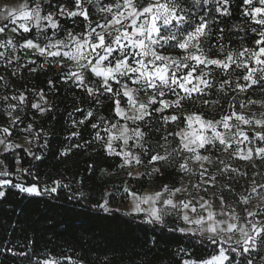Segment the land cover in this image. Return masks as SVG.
Here are the masks:
<instances>
[{
  "label": "snow or ice",
  "instance_id": "1",
  "mask_svg": "<svg viewBox=\"0 0 264 264\" xmlns=\"http://www.w3.org/2000/svg\"><path fill=\"white\" fill-rule=\"evenodd\" d=\"M92 2L93 0H87L89 4ZM95 2L99 5L97 12L101 14V20L97 21L90 19L91 10L85 7V0H74L75 10L57 5L61 16L83 17L89 22L82 36L69 32L67 43L59 39L53 41L52 37L46 35V29L56 30L59 23L54 19L52 12L41 14V0H36L34 4L30 3V0H24L19 5L0 7V20L7 22L0 26V34L6 30L14 34L29 33L35 28L37 32L45 33L44 38L49 41L41 47L38 41L25 38L17 45L13 37H8L0 41V47L15 49L19 46L40 56L58 58L55 63L59 64L65 83H74L85 89L89 96L108 94L113 97V118L118 119L105 129L107 141L104 150L108 155L120 158L121 168H132L144 163L140 154L131 151L129 141H132L131 147L140 149L142 154L147 156V163L153 165L147 173L148 176L155 173L163 175L162 167L158 165L169 164L176 165L183 178L189 173L195 174L190 168V162L198 164L200 181L191 187L199 192L201 185L215 186L216 183V175L209 174V170L205 168L206 163L212 164L213 161L209 155H203L202 151L218 147L233 159L253 162L252 167H257L255 160L264 161V97H248L241 100L237 110L236 97L233 96L228 102L229 110L222 113L219 119H207L202 113L196 112L183 114L182 118L175 113L165 114L169 109L182 108L185 101L199 100L202 105L219 104L220 101L210 102L202 99L213 87L210 79L213 68L225 74L218 88L225 96L232 85L227 74L233 70V66L241 70L239 79L244 83L237 82L235 87H231V91L246 94L258 84L264 91V0H258V6L254 0H242L246 6L243 15L258 26L252 29L259 37L254 40L255 46H244L237 51L225 52V45L221 43L215 57L209 55L211 46L205 47V40L210 35L207 19L201 16L199 21L194 23L195 14L186 0L183 4L181 0H115L104 4H101L100 0ZM227 2L228 0H224L225 4ZM203 4L207 5L208 0H203ZM216 11L223 15L228 14V9L220 6ZM220 31L223 32V29ZM167 48L178 49L179 54L164 55L159 50ZM116 53L118 55L114 56ZM3 56L4 53L0 52V57ZM67 61L73 66L63 71ZM89 74L98 78V87L93 88L87 84L86 78ZM141 93L147 96L146 100L139 99ZM168 93L173 94L175 99H166ZM7 99L8 97H5V100ZM11 99L18 100L21 104L25 102L23 94L18 97L13 95ZM125 102L127 107L122 106ZM31 106L41 112L45 111L39 104ZM8 108L10 111L7 115L15 124L19 120L18 116H13L17 106L8 105ZM154 114L165 125H184L179 127L178 131L168 133L178 138L176 147L169 148L167 136L162 137L163 144L159 140L156 141V148L149 145L151 137L142 129V124L148 123ZM91 116L92 113L88 112L87 117ZM129 122L135 127H130ZM80 123L83 124L84 121L81 120ZM92 127L95 129L98 125L93 123ZM220 128L224 131H220ZM245 129H250L251 134ZM27 130H31L30 125ZM0 132L6 136L11 135L8 127L0 128ZM75 135L77 133H73V136ZM96 139H101L99 133ZM115 141L121 142L119 151L114 147ZM0 144H5V140L0 139ZM11 147L10 144L6 145V150ZM160 149H163V153ZM61 155L66 156L68 153L62 152ZM35 158L40 159L38 156ZM219 163L223 167L218 171L227 174L229 178L239 172L223 160ZM17 172L29 174L26 169L18 168ZM13 175L6 169L0 171V197L5 195L2 190L5 187L15 188L28 195L43 194L35 184L25 186L20 183L19 176L16 177L17 182L7 178ZM142 175L144 174L139 172L135 175L132 171L128 172V176L133 179H139ZM53 184V187L45 188L43 192L56 193L60 181H53ZM222 189L233 193V189L228 185H223ZM203 190L207 192L208 189L205 187ZM123 192L131 200L127 215L143 214L145 223L163 227L166 225L165 218L175 214L177 223L182 221V226L169 227L168 231L199 236L201 239L198 243L215 246V253L210 257L184 260L183 264H233V260H236L237 264H264V182L258 183L255 174L248 195L239 196L234 203L228 201L224 195L219 196V212L204 196L195 199V202L193 199H175L178 193L188 192V187L164 184L161 190L144 195H138L124 187ZM108 195L102 198V203L94 207L105 213L110 212ZM254 197L257 198V205L249 210L247 205ZM238 204L244 206L243 215L237 211ZM237 233L239 238L234 239ZM7 251L11 253L12 249ZM230 253L235 255L230 256ZM252 253L259 256V262ZM39 264L58 262L44 259Z\"/></svg>",
  "mask_w": 264,
  "mask_h": 264
},
{
  "label": "trees",
  "instance_id": "2",
  "mask_svg": "<svg viewBox=\"0 0 264 264\" xmlns=\"http://www.w3.org/2000/svg\"><path fill=\"white\" fill-rule=\"evenodd\" d=\"M212 1L208 0V4ZM186 2L195 14L193 22H198L201 16L208 21L210 35L206 47L211 46L209 55L213 57L218 55L221 43L225 48L241 49L252 47L254 40L259 38L252 31L258 26L243 15L242 0H228L227 15L210 10V5L203 4V0ZM219 3H224V0H219ZM23 38L32 39L33 30L23 33ZM33 61L35 63L24 61L21 62L24 65L19 64L21 76L26 79L30 90L26 92L48 91L50 81L54 92L45 114L38 120L34 117L29 119L37 145L31 152L18 149L17 159L22 169L29 172L24 175L26 184L44 179L52 187L53 181H60V186L56 193L45 192L42 195L20 194L12 187L3 189L5 195L0 197V264H35L28 254L21 255L14 249V230L28 233L33 244L61 242L74 251L112 256L110 264H183V253H189L193 260L213 255L215 246L198 243L201 237L168 231L169 227L182 226V221L177 223L173 218L162 227L145 223L143 214L127 215L115 209L117 195L122 191L125 180V187L140 194L146 189L159 191L164 184L175 185L179 181V173L166 168L165 164L159 165L163 175L156 176L157 183L153 187H149L146 173L139 179L123 178L120 158L108 155L103 144L96 139L100 129L117 121L113 118V99L103 97L98 102L90 99L85 89L65 83L59 74L50 69L39 70L42 57ZM3 68L0 66V73ZM219 104V112L212 118L219 119L224 113L225 101ZM187 109L193 110L190 105ZM194 111L201 112L197 107ZM88 112L92 113L91 117H87ZM206 118L212 119L210 116ZM93 123L98 127L94 129ZM75 125L78 126L77 135L73 136ZM62 152L68 155L62 156ZM37 156L40 159H36ZM14 165L13 159L6 170L14 174L7 178L16 182V177L21 174L15 172ZM106 194H109L108 213L94 207L103 202ZM122 195L119 202L123 201ZM235 261L233 264H237Z\"/></svg>",
  "mask_w": 264,
  "mask_h": 264
},
{
  "label": "rangeland",
  "instance_id": "3",
  "mask_svg": "<svg viewBox=\"0 0 264 264\" xmlns=\"http://www.w3.org/2000/svg\"><path fill=\"white\" fill-rule=\"evenodd\" d=\"M24 0H0V7H3L5 5L13 6V5H19L23 3ZM36 0H30V3L34 4ZM108 2H115V0H100L101 4L108 3ZM42 3V15H47L49 12H52L54 15V19L59 23V28L56 30H52L50 28L46 29V35L49 37H52L53 41L59 39L64 40L66 43L68 42L67 36L68 33L71 32L74 35H80L82 36L88 25V21H85L83 17H69L67 20V16H61L59 14V10L57 8V5H63L71 10H75L74 0H41ZM182 3V0H181ZM254 3L258 6V0H254ZM207 5H210L209 9L214 10L216 13V8L218 6L226 8L225 3H219L216 0H213L212 3H209ZM97 3L95 0H93L92 3H87V0H85V7L90 9V19L92 21L101 20V14L97 12ZM244 5V10H245ZM65 21L63 22V20ZM252 22V21H251ZM4 23H7L6 21L0 20V26H2ZM195 23V22H194ZM11 27V25H10ZM33 30V40H36L39 42L40 46L43 47L45 44H47L49 41L44 38L45 33H39L35 28ZM8 37H13L14 40L17 42V45L23 42V33L20 34H14L10 30H6L5 33L0 34V41L6 40ZM208 42V37L205 40V47ZM71 47V45H69ZM253 45L252 47H254ZM216 47V46H213ZM207 48V47H206ZM67 50V49H65ZM162 54L164 55H170V56H177L179 54L178 49L173 48H167V49H159ZM233 50L237 51L240 49H232V48H225V52ZM0 52L4 53L3 57H0V66L3 68L2 73H0V128L2 127H8L11 135H5L4 133L0 132V139L5 140V144H0V171H4L5 169H8L11 160L14 159L15 161V172L18 174H21L19 182L24 184L25 186L29 185H37L41 192L44 194L43 190L45 188H51L50 184L45 182V180H38V183H32V184H26V177H24V174L21 172H17V169L22 167L18 163V149H24L28 152H31L34 146L37 145V137L34 133V130L32 128V125L29 121L30 118L34 117L36 120L41 118L45 112L49 109L52 94L54 92V88L52 83L50 84V88L48 91H36L33 90L31 92H26L29 90L27 88L26 79L21 76V73L19 71V64L21 62L26 61H33L37 57H42L43 61L38 64L39 70H46L50 69L54 74H59L62 78L63 72L59 66V64L55 63V60L58 58H50L45 56H40L38 53H35L34 51L28 50V49H22L17 46L15 49H5L0 47ZM118 55V53L114 54ZM10 61V62H9ZM45 63V65H44ZM21 65H24L21 63ZM72 63L70 61H67L65 63V67L63 71H67L69 67H72ZM255 66V65H252ZM29 76L31 73L28 74ZM241 75V70L236 69L235 66H233V70L227 74V78H229L232 81L231 87H235V84L237 82L244 83L242 79H239ZM225 78V74L221 73L219 69L213 68V74L211 79V82L213 84L212 89L208 90V94L203 96L202 99L208 100L210 102L225 101V110L224 113H227L229 110L228 102L232 99L233 96L236 97V106L237 110H239V102L241 100H245L246 98L250 97L252 99H260L264 97V91L261 90V85H256L253 89H250L251 92L249 94L245 93H239L231 91V87L228 88V95L225 96L224 93H221L218 91L219 84L222 79ZM63 80V79H62ZM86 82L89 86L96 88L98 87L99 81L98 78H90L89 76L86 78ZM71 84H74L70 82ZM114 87H119L118 85H113ZM130 86H132L130 84ZM83 89V88H81ZM213 90V91H212ZM87 93V91H86ZM20 94H23L25 96V102L23 104L19 103L18 100H13L11 97L13 95L19 96ZM88 95V93H87ZM5 97H8L7 100H5ZM43 97V98H41ZM90 99H93L95 101H101L103 97L112 98L108 94L100 95L97 97L89 96ZM166 99L172 100L175 99V96L171 93H168V95L165 97ZM27 99V102H26ZM140 100H146L147 96H145L143 93L139 94ZM32 104H39L42 109H45V111L41 112L37 109L32 108ZM8 105H16L17 109L15 112H13V116L19 117V120L13 124L12 120L9 118L7 113L10 111L8 108ZM190 105L191 109L188 110L187 107ZM124 107H127L126 102L122 105ZM28 107L30 109L28 110ZM197 107L201 110V112L194 111V108ZM220 108V104H209V105H202L200 104L199 100H193V101H185L182 108L178 110L169 109L167 113L165 114H178L181 115V118L183 114L189 113V112H196V113H202L205 118L206 116H210L211 118L214 117L217 114L218 109ZM255 111H259V109H254ZM219 112V111H218ZM118 119V118H117ZM208 119V118H207ZM117 121L113 122L116 123ZM123 123V121H120ZM111 123V124H113ZM111 124H107L105 128H102L99 130V135L101 137L100 142L105 145L107 141V132L105 129L109 127ZM29 125L31 126V130H27L29 128ZM130 127H135V125H132L129 122ZM183 124H180L179 127H183ZM72 135L76 132L78 126H73ZM179 127L177 124L170 123V124H163L162 121L159 120V117L155 114L152 118L149 119V122L146 124H142V129L148 133L151 137V139L148 141L149 145L152 148H156V141L159 140L161 144L164 143L162 137L167 136L169 143V148H174L179 143L178 138L168 135L169 132H176L179 130ZM220 131H224L223 128L219 129ZM249 135L251 134L250 129H245ZM210 135V133H207ZM12 145L11 148H8L6 150V145ZM133 144L132 141H129V147L131 151H133L136 154H140L142 156V159L145 160L147 156H144L140 149L138 148H132L131 145ZM19 147H16V146ZM120 141L114 142V147L119 151V148L121 147ZM241 147H244V145H241ZM161 153H163V149H160ZM11 154L10 156H5ZM203 155H209L213 161L212 164H205V168L209 170V174H215L216 175V183L215 186L211 185H201V189L199 192L197 189L192 188L191 185L197 184L200 181L199 171L200 167L198 164L191 163L190 162V168H192L195 172L189 173L187 175H184L183 178H181V174L177 171L176 165H169L165 164L166 168H172L175 171H177L180 175L179 181L173 185L172 187H188V192L186 193H178L175 199H193V202H195V199H199L200 196H204L205 199L209 200L212 204L214 209L219 212L220 211V200L219 196L224 195L228 201L235 202L236 199L239 198L241 195H248L250 192V189L252 187V180L253 176L255 174V180L258 183L264 182V161L255 160L254 163L257 165V167H252V163L250 161H240L238 159L231 158L227 153H224L222 149H218V147H213L210 149V151H202ZM223 160L225 164L230 165L231 167L237 168L239 172L237 174H232V178H229V176L225 173H221L218 171L219 168L223 167L219 162ZM159 166V165H158ZM153 165L148 163H143L141 165H135L132 168H123L122 171V177L128 178V172L134 171L139 173H146L147 181L149 184V187H153L156 185V176L160 175V173H155L152 176H148L147 173L151 171ZM239 173H246V175H240ZM134 174V173H133ZM132 178V177H131ZM17 182V181H16ZM126 182V180H125ZM125 182L122 186V191L119 192L116 198L115 203V209L118 211H121L123 213H128L127 211V202L129 197L127 194L123 192V188L125 187ZM223 185H228L233 189V193L230 194L226 189H222ZM171 186V185H170ZM207 187V192H205L203 189ZM7 188V187H5ZM3 188V189H5ZM2 189V190H3ZM15 189V188H13ZM17 192H19L17 189H15ZM148 190V189H146ZM151 191V190H149ZM24 195H28L27 193H21ZM122 195V202H119L120 197ZM165 196H167V193H165ZM257 205V198H253L251 200V203L247 205L248 209L251 210ZM243 205H237V211L243 215L242 209ZM198 211L199 207L197 206ZM140 215V214H139ZM176 219L177 217L175 214L166 217V221L170 219ZM243 222V221H241ZM239 238V234L237 233L234 236V239ZM12 239H14V249L16 251H20L21 253L28 254L32 261L35 264H39L40 261H43L44 259H52L58 262V264H110L112 261V256H104V255H95L90 253H84L82 251H74L61 242H51L46 245H37L33 244L30 241V236L28 233L24 231L14 230L12 233ZM184 254V260H193L190 257L189 253H183ZM231 254V253H230ZM253 256H255L257 259H259V256L256 253H252ZM239 259V258H237ZM183 260V261H184ZM237 263V261H235Z\"/></svg>",
  "mask_w": 264,
  "mask_h": 264
},
{
  "label": "crops",
  "instance_id": "4",
  "mask_svg": "<svg viewBox=\"0 0 264 264\" xmlns=\"http://www.w3.org/2000/svg\"><path fill=\"white\" fill-rule=\"evenodd\" d=\"M136 169V168H135ZM134 169V171H133V173H134V175H135V173H137L136 172V170ZM153 192H155V191H149V190H144V191H142L140 194H138V195H144L145 193H153ZM142 207H146V206H142ZM127 211L129 212L130 211V208H131V200H130V198L128 199V202H127Z\"/></svg>",
  "mask_w": 264,
  "mask_h": 264
},
{
  "label": "built area",
  "instance_id": "5",
  "mask_svg": "<svg viewBox=\"0 0 264 264\" xmlns=\"http://www.w3.org/2000/svg\"><path fill=\"white\" fill-rule=\"evenodd\" d=\"M44 65H45V63H44Z\"/></svg>",
  "mask_w": 264,
  "mask_h": 264
}]
</instances>
